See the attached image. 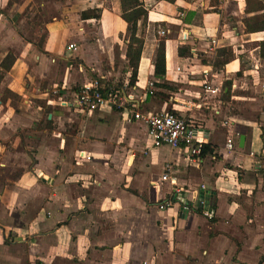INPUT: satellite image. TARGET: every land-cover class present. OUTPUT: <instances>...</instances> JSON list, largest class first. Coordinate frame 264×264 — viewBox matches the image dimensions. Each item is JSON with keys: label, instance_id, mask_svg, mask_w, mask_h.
Segmentation results:
<instances>
[{"label": "crops", "instance_id": "0c3cea01", "mask_svg": "<svg viewBox=\"0 0 264 264\" xmlns=\"http://www.w3.org/2000/svg\"><path fill=\"white\" fill-rule=\"evenodd\" d=\"M143 2L132 67L121 0H0V264H264V32L244 24L264 11L247 13V0ZM223 48L234 58L215 69ZM102 77L133 110L186 118L208 153L154 147L129 110L63 104ZM168 163L188 202L207 186L212 220L159 209L174 190Z\"/></svg>", "mask_w": 264, "mask_h": 264}, {"label": "built area", "instance_id": "2783aa9c", "mask_svg": "<svg viewBox=\"0 0 264 264\" xmlns=\"http://www.w3.org/2000/svg\"><path fill=\"white\" fill-rule=\"evenodd\" d=\"M209 1L210 10L219 9L228 0H199ZM161 36H165V31H160ZM216 42L213 41V44ZM76 45H70V50H76ZM107 80L102 78L94 79L92 82L85 84L82 89L76 94L74 102H63L65 106L74 104L80 110L89 113H95L100 109L112 106L120 110H129L132 114L128 117V122H140L147 126L149 135L153 139L154 147L169 146L172 149H179L186 146L190 149L194 159L202 157L204 141L199 135L197 129L192 124L181 116L175 115L172 112H162L160 114H145L138 110L131 109L133 96L125 95L117 89V87L107 86ZM151 89L154 90V84H151ZM206 92L211 94H219V88H213L209 84L204 86ZM153 94V92H151ZM226 150L233 152L235 144L233 139H230L226 144ZM254 155V154H252ZM80 158L91 160V157L86 152H80ZM193 159V160H194ZM263 162V164H262ZM260 163V161H259ZM260 167L264 169V152L262 154ZM174 166L168 163L165 166V173L162 177L164 182H170L174 185V190L168 200L159 205L160 210H167L174 205H179L182 213L189 214L193 211L201 213L205 218L212 220L214 218V202L205 185L195 192V201L188 202L185 199V191L178 187L176 178L173 177Z\"/></svg>", "mask_w": 264, "mask_h": 264}, {"label": "trees", "instance_id": "16d2710c", "mask_svg": "<svg viewBox=\"0 0 264 264\" xmlns=\"http://www.w3.org/2000/svg\"><path fill=\"white\" fill-rule=\"evenodd\" d=\"M168 2H175L176 0H164ZM194 1V0H191ZM196 1V0H195ZM122 6V18L128 24L127 34L130 38V45L128 48V59L130 61V65L132 67L135 66L136 55L134 54L133 44L138 42L136 35L138 30V23L142 19H146L148 16V10L145 7L143 0H121ZM247 13H260L264 11V4L260 0H247ZM95 18L99 19L101 10L96 11ZM86 14L83 15L85 17ZM245 24V31L247 33H260L264 32V17L260 15H256L244 20ZM259 46L262 49V56L264 57V42H260ZM181 53H184V49L181 48ZM234 58V53L232 49L223 48L219 49L216 53V58L213 63L215 69L223 68L227 64H229ZM156 75L163 78L166 75V47L165 43L161 42L157 63H156ZM175 115L174 111H171ZM263 141H264V134H263ZM208 146L204 145L202 157H204L208 153Z\"/></svg>", "mask_w": 264, "mask_h": 264}, {"label": "water", "instance_id": "95a60500", "mask_svg": "<svg viewBox=\"0 0 264 264\" xmlns=\"http://www.w3.org/2000/svg\"><path fill=\"white\" fill-rule=\"evenodd\" d=\"M245 141H246V137L242 136L241 139H240V148H244Z\"/></svg>", "mask_w": 264, "mask_h": 264}]
</instances>
